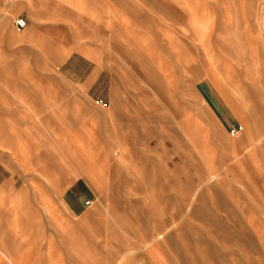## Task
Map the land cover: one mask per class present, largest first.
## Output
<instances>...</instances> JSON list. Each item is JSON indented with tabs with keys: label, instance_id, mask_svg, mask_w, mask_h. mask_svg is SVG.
<instances>
[{
	"label": "rangeland",
	"instance_id": "obj_1",
	"mask_svg": "<svg viewBox=\"0 0 264 264\" xmlns=\"http://www.w3.org/2000/svg\"><path fill=\"white\" fill-rule=\"evenodd\" d=\"M263 139L264 0H0V264H264Z\"/></svg>",
	"mask_w": 264,
	"mask_h": 264
},
{
	"label": "bare ground",
	"instance_id": "obj_2",
	"mask_svg": "<svg viewBox=\"0 0 264 264\" xmlns=\"http://www.w3.org/2000/svg\"><path fill=\"white\" fill-rule=\"evenodd\" d=\"M237 20H235L234 22V25H237ZM231 37V36H230ZM223 39V38H222ZM231 39V38H230ZM231 43V42H230ZM230 46V45H229ZM227 50V49H226ZM238 50V49H237ZM241 50V49H240ZM229 53V52H228ZM230 55V54H228ZM245 61V60H244ZM241 62V61H240ZM226 63V62H225ZM236 64V63H235ZM239 67V66H238ZM8 103V102H7ZM32 106V105H31ZM28 110V109H26ZM29 113V112H28ZM32 113V112H30ZM32 115V114H31ZM22 117V116H21ZM52 119V118H51ZM63 120V119H62ZM58 126V125H57ZM60 129V128H59ZM62 129V127H61ZM60 129V130H61ZM70 130V128H68ZM13 131L8 135L7 132H2V145H4L3 142H6L7 140H10V137L13 138L14 135H13ZM10 136V137H9ZM67 136V135H66ZM9 139H8V138ZM77 137V136H76ZM262 137H263V134L262 133H259L256 137V142H261L262 140ZM56 138V137H55ZM54 140V139H53ZM56 140V143H57V139ZM54 140V141H55ZM69 141V140H68ZM264 141V139H263ZM7 143V142H6ZM9 143V141H8ZM79 143V142H78ZM10 145H7L9 151H10V155H14V157L20 161H23L21 162L20 164L18 163L17 166L19 168H27V169H33V164L31 163L32 161L28 160L26 158L27 156V149L25 148L26 147V144L24 142L22 143H17V144H12L9 143ZM258 144V143H257ZM76 145V144H74ZM33 146V145H32ZM62 146V145H61ZM77 146V145H76ZM33 148V147H32ZM60 148V147H59ZM65 148V147H64ZM70 148V147H69ZM66 151V150H65ZM9 153V152H8ZM53 153V152H52ZM62 153V152H61ZM35 155V154H34ZM55 155V154H54ZM65 156V155H64ZM12 159V158H11ZM28 161V162H27ZM44 164V163H42ZM38 166V165H37ZM40 166V164H39ZM55 166V165H54ZM44 167V166H43ZM57 167V166H55ZM37 169H40V167H36V172H37ZM39 171V170H38ZM47 171V170H46ZM42 172V171H41ZM49 172V171H47ZM55 183V182H54ZM51 184V182H50ZM33 191V190H32ZM15 192V191H14ZM18 192V191H17ZM29 194V193H28ZM16 197V196H15ZM20 198V201L17 202V204H15L13 207L7 209V210H4L3 214H13V221H14V225L16 228H14V233L15 235L19 234V235H24V234H28V232H31V233H35V228H37V226L39 227L38 223H36V219H37V210L35 208H33V206L30 204L29 200H28V195L26 197H24V193H19L18 196ZM19 198H17V200H19ZM24 200V201H23ZM15 202V201H14ZM45 211L47 213H49V216H50V213H51V209L49 208V206H46L44 207ZM65 208V207H64ZM52 214V213H51ZM12 219V218H11ZM3 221V220H2ZM8 221V218H6L5 222ZM10 221V220H9ZM4 223L2 222V224H0V228L3 227ZM6 225H7V222H6ZM50 225V224H49ZM33 230V231H32ZM66 227H64L63 229H61V232L62 233H65L66 231ZM67 233V232H66ZM72 236V234L69 232L68 233V238H72L70 235ZM56 237V236H55ZM1 241V239H0ZM71 249L73 251H79L81 250V246L79 245V242L76 240V239H71ZM34 243V242H32ZM48 245V244H47ZM52 246V245H51ZM21 250V248L14 243V240L12 239H8V238H4L2 236V264H24L23 263V259H22V255H20L19 259L16 260V259H13V254L16 252L18 253L19 251ZM67 251V250H66ZM68 254V252H66ZM128 253H125L123 255L120 256L119 258V263L121 264V262H123ZM64 256V255H63ZM69 256V254H68Z\"/></svg>",
	"mask_w": 264,
	"mask_h": 264
},
{
	"label": "crops",
	"instance_id": "obj_3",
	"mask_svg": "<svg viewBox=\"0 0 264 264\" xmlns=\"http://www.w3.org/2000/svg\"><path fill=\"white\" fill-rule=\"evenodd\" d=\"M25 19V18H24ZM25 21H26V19H25ZM13 24H14V21H13ZM15 26V25H14ZM17 29V28H16ZM17 30H19V29H17ZM132 255H136V256H130L129 258L131 259V258H133V259H137V258H140V259H142L143 260V262H142V264L144 263V264H159L158 263V261H156L153 257H152V255L147 251V250H145V251H138V252H132L131 253ZM129 259V260H130ZM128 262H130V261H128ZM129 264V263H128Z\"/></svg>",
	"mask_w": 264,
	"mask_h": 264
},
{
	"label": "built area",
	"instance_id": "obj_4",
	"mask_svg": "<svg viewBox=\"0 0 264 264\" xmlns=\"http://www.w3.org/2000/svg\"><path fill=\"white\" fill-rule=\"evenodd\" d=\"M14 25H15V27H16L17 29L22 30V29H24L25 26H26V21H25V19L22 18V17H16V18L14 19Z\"/></svg>",
	"mask_w": 264,
	"mask_h": 264
}]
</instances>
